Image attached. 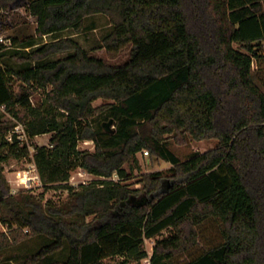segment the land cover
Listing matches in <instances>:
<instances>
[{
	"label": "trees",
	"instance_id": "1",
	"mask_svg": "<svg viewBox=\"0 0 264 264\" xmlns=\"http://www.w3.org/2000/svg\"><path fill=\"white\" fill-rule=\"evenodd\" d=\"M14 1L0 0V14ZM27 11L39 37L82 32L87 17L105 14L113 30L104 48L128 50L129 58L109 64L71 38L11 56L0 43V107L25 126L34 149L0 128V218L12 236H0V250L46 235L51 242L26 264L59 252L66 258L54 264L115 256L128 264L149 258L147 240L169 230L150 263L171 264L198 246L202 225L219 222L222 242L184 264H264V91L253 76L264 59V0H30ZM60 53L68 55L49 60ZM12 77L46 97L33 106L30 90L13 91ZM99 99L109 102L94 106ZM98 114L105 117L93 123ZM49 133V147L35 143ZM166 135L180 144L215 138L220 146L182 162ZM82 141L96 151L80 150ZM146 149L172 164L168 175L144 173L138 189L108 179H127L125 166ZM31 155L44 190L12 193L3 163ZM78 168L99 179L75 188ZM59 189L69 191L65 201H45Z\"/></svg>",
	"mask_w": 264,
	"mask_h": 264
},
{
	"label": "rangeland",
	"instance_id": "2",
	"mask_svg": "<svg viewBox=\"0 0 264 264\" xmlns=\"http://www.w3.org/2000/svg\"><path fill=\"white\" fill-rule=\"evenodd\" d=\"M30 0H15L10 9H1L0 14V34L3 36V40L0 41L6 48H8V56L14 54V52H30L38 47L63 38H71L79 42L83 48H85L91 55L103 58L107 63L112 65L123 64L129 58V51L126 50L120 54H109L103 46L104 38L113 30V25L108 16L105 14H96L89 16L85 19L84 30L78 32L75 29H68L60 33L45 35L39 37L36 33L37 21L36 18L29 14L27 11V6L29 5ZM16 39L17 43H14ZM264 47V45H263ZM264 53V48L263 51ZM67 53H60L52 56L49 60H56L67 57ZM6 63L12 67L14 70H19L21 66L14 62V60L7 57L5 59ZM253 76L255 82L260 86L264 91V59L261 61H255L253 67ZM13 78L12 88L13 91L17 94L24 87L32 93L31 95V104L36 106L42 102L43 98L46 97V92L43 88L29 87L27 84ZM50 90V89H48ZM109 101L99 99L94 103V106L99 107L103 104L108 103ZM0 107V128L7 127L10 128L7 132V136H13L12 141L14 142V135L21 136L22 131L25 130V126H20L19 131L21 133H14L17 130V126L21 125L18 120H16L11 114L6 112ZM105 117L104 114H98L91 121L96 123L103 120ZM61 119H63L61 117ZM111 129H116V123L110 126ZM26 132V131H25ZM27 135V134H25ZM54 136V133H49L45 135H40L35 138V143L40 146H50V140ZM167 143L169 149L176 154V156L182 162H185L192 157L205 153L207 151L216 149L220 146V141L218 139H205V140H195L191 139L187 144H180L176 141L174 135H166ZM8 139V138H7ZM24 141L21 140V146L29 145L31 146L32 140L26 136ZM34 141V140H33ZM80 150H88L90 152L96 151V146L93 141H82L79 144ZM31 152L34 153V149L30 148ZM33 150V151H32ZM148 150H143L137 154L138 164H134L130 167L126 165L129 176L127 179H122L118 175L113 176V180L121 181L125 184L130 185L133 189H138L142 187L140 182L141 176L144 173L148 172H163L165 175L169 174V169L172 167V164L166 162L160 158L152 156L151 153L146 154ZM4 172L6 177L12 187V193H18L20 191L29 192L33 194H40L43 192L42 183L38 181L35 182L33 188H28L25 182L36 174V166L33 161V157L27 156L22 159H17L10 157L9 160L3 163ZM133 167V168H132ZM82 172L86 173L87 171L81 168L73 171L72 176H75L74 179H70V184L75 188H79L82 183V180L79 179L77 173ZM89 173V172H87ZM90 183V181H88ZM41 184V185H38ZM87 184V183H86ZM38 185V186H37ZM15 188V189H13ZM69 191L65 189L59 190H50L45 195L46 202H53L55 204H61L67 199ZM3 221V220H2ZM4 223V224H3ZM0 227V236L5 234L11 239V228L9 224L3 221ZM24 233H28L29 229H24ZM200 240L198 246L189 254H186L182 257L174 259L171 264H184L188 262L193 257L197 256L208 246L218 245L222 242V227L219 222H208L202 225L199 228ZM171 231H165L162 236L157 239H163L170 235ZM157 239L147 240L146 248L149 253V258L138 261H131L128 264H149L150 257L153 254V248ZM51 242V239L46 235H37L24 239L23 241L11 245L8 248L0 250V264H26V258L28 255L36 253L41 249V247L47 245ZM67 252H59L52 256H49L43 259L38 264H54L55 262H62L66 258ZM124 257L115 256L108 258L104 261V264H120L123 262Z\"/></svg>",
	"mask_w": 264,
	"mask_h": 264
},
{
	"label": "built area",
	"instance_id": "3",
	"mask_svg": "<svg viewBox=\"0 0 264 264\" xmlns=\"http://www.w3.org/2000/svg\"><path fill=\"white\" fill-rule=\"evenodd\" d=\"M3 40V36H1V34H0V41H2ZM3 110H5V107H3ZM20 126H23V124H19V126H17V130H16V132H14V133H21L20 131H19V127ZM25 134H27L26 132H25V130H23L22 131V134H21V136H18L19 137V139H21L22 141H24L23 139H25L26 138V136L27 135H25ZM7 138H8V140L9 141H12V139H13V136H7ZM20 140V141H21ZM30 148H32L31 146H30ZM33 151V150H32ZM149 152H146V154H148ZM35 164V163H34ZM36 166V165H35ZM36 170H37V168H36ZM77 175H78V177H79V179H81L82 180V183L83 184H86V183H88V181H90V182H92V181H94V180H96V179H99V177H97V176H95L94 174H92V173H82V172H79V173H77ZM74 177L75 176H72V179H74ZM103 179H105V178H103ZM108 179H113V177L112 178H108ZM36 181H38L39 183H41V179H40V177H39V174H38V171L36 172V174L35 175H33L31 178H29L26 182H25V184L26 185H29V186H27L28 188H33L34 187V185H33V183H35ZM38 185H41V184H38ZM37 185V186H38ZM13 189H15V188H13ZM3 223V221H2V219L0 218V227H1V224ZM4 224V223H3ZM149 264H151L150 263V261H149Z\"/></svg>",
	"mask_w": 264,
	"mask_h": 264
},
{
	"label": "water",
	"instance_id": "4",
	"mask_svg": "<svg viewBox=\"0 0 264 264\" xmlns=\"http://www.w3.org/2000/svg\"><path fill=\"white\" fill-rule=\"evenodd\" d=\"M112 125H113V121L111 120V121L108 122L107 126L110 127V126H112ZM113 131H114V130H113Z\"/></svg>",
	"mask_w": 264,
	"mask_h": 264
},
{
	"label": "crops",
	"instance_id": "5",
	"mask_svg": "<svg viewBox=\"0 0 264 264\" xmlns=\"http://www.w3.org/2000/svg\"><path fill=\"white\" fill-rule=\"evenodd\" d=\"M3 109V108H2ZM34 185H36L35 183H34Z\"/></svg>",
	"mask_w": 264,
	"mask_h": 264
}]
</instances>
